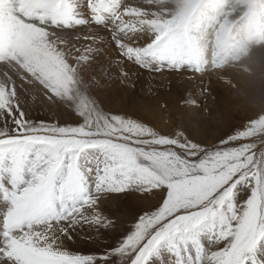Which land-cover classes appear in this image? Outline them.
Instances as JSON below:
<instances>
[{
    "label": "snow or ice",
    "instance_id": "snow-or-ice-1",
    "mask_svg": "<svg viewBox=\"0 0 264 264\" xmlns=\"http://www.w3.org/2000/svg\"><path fill=\"white\" fill-rule=\"evenodd\" d=\"M143 16L129 0H0V264H264V117L209 138L200 114L164 130L98 95L183 61L175 22ZM101 54L107 83L90 74ZM135 193L150 198L105 214Z\"/></svg>",
    "mask_w": 264,
    "mask_h": 264
},
{
    "label": "rangeland",
    "instance_id": "rangeland-1",
    "mask_svg": "<svg viewBox=\"0 0 264 264\" xmlns=\"http://www.w3.org/2000/svg\"><path fill=\"white\" fill-rule=\"evenodd\" d=\"M151 7H154V20L175 22L173 32L176 36V47L177 50H183L182 55L186 58L184 62L192 64L196 61L194 59L196 55L202 66V69L180 70L175 68L164 73H186L192 76L187 77V80H193V76H198L197 86L204 89L203 94L208 98L204 101L197 100L198 108L187 107L184 104V98L194 94L186 90L183 92V86H177L173 80L163 83L159 80H152L153 78H145L136 80L137 82L131 87L123 88L118 87L117 83L112 81L106 90H100L98 93L106 105L116 111L132 113L149 126L160 129L165 126L166 130L176 124L191 121L196 118L197 114H200L207 121L205 131L209 138L218 134L217 129L229 124L236 125L264 117V0H158L156 5ZM206 12H210V18L215 17V29L209 41L210 50L217 33L229 36L238 33L237 28L243 27L245 23L247 26L250 22L253 25L252 28L256 29L255 33L248 34L250 37L247 40L248 43L240 49L243 55L247 53L248 64L226 75L224 81L220 77L216 78L207 73L204 68L207 62L202 60L200 49L197 48L191 32L193 26L196 27V32L203 28L206 22ZM143 19L146 18L143 17ZM198 35L201 40H206L205 32L201 31ZM251 40L255 41L252 43ZM259 47L261 49L255 50L256 52L253 50ZM233 60L228 64L237 65L240 61L236 58ZM212 63H210L211 66ZM213 65L216 67L215 64ZM219 65L221 66L222 63L220 62ZM232 69L235 68L232 67ZM108 72L109 70H106V75ZM201 75L203 76L200 77ZM193 97L197 99L195 95ZM138 196L150 198L148 193H135L127 198L122 197L120 205L114 210L105 209V214L114 220L120 219L126 211L135 208L137 203L135 198ZM85 253L91 254L88 250Z\"/></svg>",
    "mask_w": 264,
    "mask_h": 264
},
{
    "label": "bare ground",
    "instance_id": "bare-ground-1",
    "mask_svg": "<svg viewBox=\"0 0 264 264\" xmlns=\"http://www.w3.org/2000/svg\"><path fill=\"white\" fill-rule=\"evenodd\" d=\"M129 2H131L136 8L143 10V12H144V16L143 17H145L147 20H154L155 19V16L153 14L154 7H151V6L152 5H156L158 0H129ZM210 12H206V15H207L205 17V21L206 22H205L203 28L198 30L199 32L198 31L196 32L195 31L196 27L193 26V29H191V32H192L194 40L196 41L197 48L200 49V54L202 55V60L204 59L207 62L205 64L206 67H204L205 70H207V73L209 75H214L216 78L220 77V79L222 81H224V77L226 75H229L233 71H237L236 69H239L240 66L243 67V66H246L248 64L249 59H248L247 53H245L243 55L240 52V49L245 45V43H248L247 40L250 39L248 34L249 33L250 34L251 33H255L256 29L252 28L253 25L250 24L251 23L250 22V23H248L247 26H246L247 23L243 24V27L246 26L244 29H243V27L237 28L239 30V32L237 31L238 33H235V34L233 33V34H230L229 36L221 35L220 33H217L215 38H214L215 42L211 46V50H210L209 41L211 40L213 31L215 29V27H214V24H215V22H214L215 19L214 18L215 17L213 16L212 18H210V16H209ZM143 17H141V18L143 19ZM241 29H243V30L240 31ZM201 31H203V32H205L207 34L205 36L206 40H204V41H203V39L201 40L199 35H198V34L201 33ZM240 33H242V34H240ZM253 41H255V40H251L252 43H253ZM185 49H187V47H185ZM259 49H261V47H259L257 49L254 48L253 50L255 51V50H259ZM178 51L181 54L183 53L182 49H179ZM238 52H239V54H238ZM183 57H184V59H186L184 55H183ZM235 58H236V60L237 59L240 60L238 62V64L237 65L236 64H232L233 66L229 65L230 63H232L234 61L233 59H235ZM184 59H183L182 62H180L176 66V69H180V70H189V69H193V68L202 69L201 62H200V60L198 59V57L196 55L194 57V59H196V61L193 62L192 64H186L184 62ZM220 62L222 63L221 66L219 65ZM210 63H212V66L210 65ZM213 64H215L216 67ZM232 67H234L235 69H232ZM220 68H223V69H220ZM218 69H220V70H218ZM106 70L107 71L109 70V71H112V72L115 71L114 69H109L108 57L106 55H104V54H101L100 56L97 57V61H96V63H95V65H94V67H93V69H92L90 74L92 76H94V77H100L102 83H106V81H107V79H106L107 78ZM203 75H201L200 77H202ZM187 77L190 78L192 76H189L186 73H181V74L161 73V74H153L152 76H149V74L147 72L141 71L139 73V75H134L132 77V81L135 84L137 82L136 80L145 79V78H153L152 80H159V81H161L163 83H167L168 81H172L173 80V82H175V84L177 86H183L184 87L183 92H185V90H186V92H190V93L194 94L197 97L196 100H201V101L206 100L208 97H206L203 94V92H204L203 90L204 89L199 88L197 86V81H198L199 77L198 76H193V78H194L193 80H187ZM183 87H181V88H183ZM114 88H116V87H114ZM29 99L31 101V98H29ZM36 102H38V101H36ZM39 114L43 115V112H41ZM164 127H163V129L166 130ZM120 200L104 201V204H103L104 210L105 209L114 210L115 208H117L118 205H120V202H121ZM147 203H148V201L144 200V204L146 205ZM84 248H86L89 252H91V254L92 253L98 254L99 251L101 250V249H97V248H90V247L86 246L85 243L82 242L81 245H80V251L86 252L87 250H85Z\"/></svg>",
    "mask_w": 264,
    "mask_h": 264
}]
</instances>
